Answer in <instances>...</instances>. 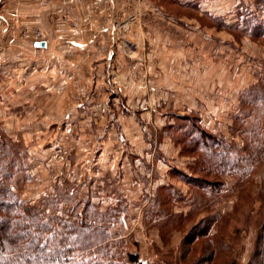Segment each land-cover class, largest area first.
<instances>
[{
	"label": "rangeland",
	"instance_id": "1",
	"mask_svg": "<svg viewBox=\"0 0 264 264\" xmlns=\"http://www.w3.org/2000/svg\"><path fill=\"white\" fill-rule=\"evenodd\" d=\"M113 2L103 4L98 42L71 45L69 59L53 64L32 45L46 36L44 17L35 24L44 12L16 25L0 0V137L18 151L3 157L15 166L0 179L47 214L83 218L111 236L116 264L128 254L141 264H195L216 230L204 217L232 213L239 192L231 172L213 200L175 172L198 175V156L181 152V118L240 148L253 139L241 124L255 128L263 115L264 141V114L241 103L264 72V43L242 30L244 19L264 14L255 0ZM263 181L264 163L227 226L238 264H247L264 219Z\"/></svg>",
	"mask_w": 264,
	"mask_h": 264
},
{
	"label": "trees",
	"instance_id": "2",
	"mask_svg": "<svg viewBox=\"0 0 264 264\" xmlns=\"http://www.w3.org/2000/svg\"><path fill=\"white\" fill-rule=\"evenodd\" d=\"M255 5L256 12L263 15L264 0H255ZM242 30L264 43V19L256 13H248ZM241 103L250 109L256 107L264 114V72L256 84L247 90ZM262 117L263 115L257 120L255 128L243 125L244 122L241 124L243 131L249 130L253 139H247L240 148L234 147V144L225 146L222 139L205 131L197 120L181 118L185 122L181 137L178 139L181 145L183 144L181 152L187 149L190 154L198 156V160L192 166L198 175H189L181 170L175 172L195 190L207 193L212 200L214 195L220 194L224 186L222 175L231 172L237 178L235 186L239 192L232 213L224 216L210 213L204 217L209 220L210 225L216 222V230L212 237L207 239L206 253L198 257L195 264L203 258L207 264H216V258L225 259L224 264H238L237 258L232 256L236 241L227 226L232 214L241 207V202L245 204L250 199L251 176L256 168L264 163V141L259 142L260 137L257 135L260 129V127L257 129V124ZM11 144L7 138L0 137L2 175H6L7 170L10 171L8 174L12 173L15 166V159H10L12 163L9 166H3L5 160L3 157L16 156L18 152L12 148L10 151L7 150V146ZM256 199L259 207L264 209V181ZM197 202L193 204L196 210L211 208H204ZM218 220L221 221L220 224L217 223ZM84 223L86 222H83V218L80 222H74L62 216L47 214L37 205L22 201L0 179V264H116L111 236ZM223 225L225 233H222ZM208 229L209 226L201 229V235H205ZM187 241L192 243L193 239ZM180 257L183 258L184 253ZM126 264L141 263L136 255L128 254ZM247 264H264V219L256 230Z\"/></svg>",
	"mask_w": 264,
	"mask_h": 264
},
{
	"label": "crops",
	"instance_id": "3",
	"mask_svg": "<svg viewBox=\"0 0 264 264\" xmlns=\"http://www.w3.org/2000/svg\"><path fill=\"white\" fill-rule=\"evenodd\" d=\"M114 0H8L15 16V24L32 20L44 12L42 18L36 19V26L42 27L44 17L46 36L32 41L34 48L45 50L48 61L63 63L69 59L70 46L82 48L87 44H96L98 29L101 27L103 4ZM29 14V15H28ZM0 18L4 19L3 15ZM19 24H18V23ZM97 34V35H96ZM44 44L41 45L40 43ZM84 48V47H83ZM82 48V49H83ZM61 72H63L61 70Z\"/></svg>",
	"mask_w": 264,
	"mask_h": 264
},
{
	"label": "water",
	"instance_id": "4",
	"mask_svg": "<svg viewBox=\"0 0 264 264\" xmlns=\"http://www.w3.org/2000/svg\"><path fill=\"white\" fill-rule=\"evenodd\" d=\"M40 44H41V45H43L44 43H43V42H41Z\"/></svg>",
	"mask_w": 264,
	"mask_h": 264
}]
</instances>
